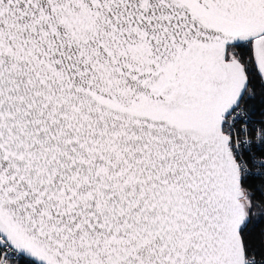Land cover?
<instances>
[{"label":"snow or ice","instance_id":"6c2138e0","mask_svg":"<svg viewBox=\"0 0 264 264\" xmlns=\"http://www.w3.org/2000/svg\"><path fill=\"white\" fill-rule=\"evenodd\" d=\"M0 264H264V0H0Z\"/></svg>","mask_w":264,"mask_h":264}]
</instances>
